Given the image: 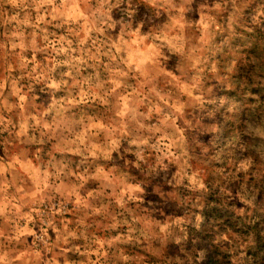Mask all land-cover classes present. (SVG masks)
Returning a JSON list of instances; mask_svg holds the SVG:
<instances>
[{"label": "clouds", "instance_id": "1", "mask_svg": "<svg viewBox=\"0 0 264 264\" xmlns=\"http://www.w3.org/2000/svg\"><path fill=\"white\" fill-rule=\"evenodd\" d=\"M0 264H264V0H0Z\"/></svg>", "mask_w": 264, "mask_h": 264}]
</instances>
